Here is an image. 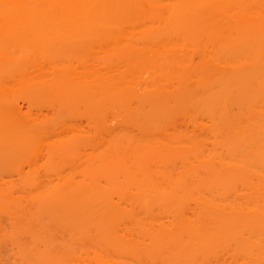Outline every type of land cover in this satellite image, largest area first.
I'll return each mask as SVG.
<instances>
[{"label":"bare ground","instance_id":"obj_1","mask_svg":"<svg viewBox=\"0 0 264 264\" xmlns=\"http://www.w3.org/2000/svg\"><path fill=\"white\" fill-rule=\"evenodd\" d=\"M0 233L24 264H264V0H0Z\"/></svg>","mask_w":264,"mask_h":264},{"label":"rangeland","instance_id":"obj_2","mask_svg":"<svg viewBox=\"0 0 264 264\" xmlns=\"http://www.w3.org/2000/svg\"><path fill=\"white\" fill-rule=\"evenodd\" d=\"M12 232V231H10ZM6 233H0V260H3V264H24L20 257V250L17 245L13 244L11 234L5 235ZM24 244H26L27 249H32L34 243L30 237H26ZM27 255V254H26ZM28 258L27 264L33 263L34 257L26 256Z\"/></svg>","mask_w":264,"mask_h":264}]
</instances>
